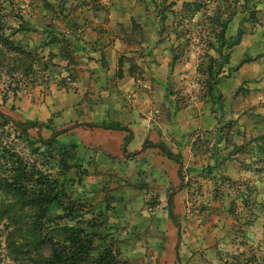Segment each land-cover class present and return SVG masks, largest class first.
Listing matches in <instances>:
<instances>
[{
	"label": "rangeland",
	"instance_id": "rangeland-1",
	"mask_svg": "<svg viewBox=\"0 0 264 264\" xmlns=\"http://www.w3.org/2000/svg\"><path fill=\"white\" fill-rule=\"evenodd\" d=\"M47 1L54 6L50 13L58 14L61 7H65V10H70L71 17H75L81 7L78 0ZM110 1L112 12L134 16L133 29L138 34L137 40H142L138 52L144 53L142 44L147 42L152 50L151 60L169 63L167 76L175 79L167 82L166 91L174 97L177 110L188 108L192 113L189 125L193 127L195 143L189 162L183 163V177L176 188L160 181L158 172L152 174L150 168L144 167L143 161L140 166L145 171L138 167L139 176L132 175L130 188L134 198L139 192L140 214L153 209L150 212L154 213L152 217L158 215L161 219L162 216L167 228L174 230V243L180 251L177 253L173 246L172 264H264V0L250 1L253 16L246 14L244 0H229L225 6L223 19L228 17L231 7L237 11L227 30V39L233 40L240 31L243 34L239 45L225 51L229 57L227 62L210 44L218 41L220 31V25L208 19L217 5L213 0ZM190 2L202 5L201 11L194 16H190L191 12L184 5ZM32 4L35 5L36 1L14 0L0 8L5 16L4 34L11 36L18 47L37 52L31 57L34 69L25 75L20 61L22 56L5 49L6 55L0 57V110L5 117L21 123H34V129L28 130L34 137L48 139L54 132L69 129L70 132L63 136L67 137L77 128L74 123H65L57 113L58 82L56 84L55 81H60L61 77L52 76L54 73L58 76L59 72L54 68L58 65L54 62L52 66L46 65L41 60L44 52L48 53L47 39L43 37L46 25L53 23L61 29L64 26L56 14L46 13L50 15L44 17L43 8L34 12L36 8ZM22 23L25 27L32 25L35 30L15 33ZM143 29L148 30L147 38L142 35ZM128 37L129 41L130 34ZM132 44L129 41L126 47ZM2 48L0 42V50ZM53 50L57 53V48ZM211 59L217 68L222 65L216 78L214 97L208 93V74L198 72V69H207ZM245 59L249 61L236 71L235 67ZM152 62L158 64V60ZM158 110L160 115L167 113V108ZM8 131L12 134L10 139H6ZM2 132L0 129V135L8 144L16 146L30 160L37 161L38 166L59 170L56 160L48 156L46 159L29 156L28 142L25 137H19L18 131L7 127L5 133ZM63 137L59 140L60 145L64 143ZM55 145L53 147L59 150L58 142ZM146 149L136 152L135 156L143 157ZM75 192V197H78V191ZM169 192L178 196L180 227H175L169 219L166 209ZM157 199L160 202L154 207L151 203ZM160 226L157 222L155 228L143 231L139 237L140 246L148 253L146 263L168 264L166 260L157 258L162 237ZM147 236H150V242ZM44 252L49 254L47 248ZM0 264H18L8 254L2 225ZM135 264H140V261H135Z\"/></svg>",
	"mask_w": 264,
	"mask_h": 264
},
{
	"label": "crops",
	"instance_id": "crops-1",
	"mask_svg": "<svg viewBox=\"0 0 264 264\" xmlns=\"http://www.w3.org/2000/svg\"><path fill=\"white\" fill-rule=\"evenodd\" d=\"M82 1L93 5L91 0H78L81 7L75 17L68 18L73 23L59 35V43L48 46V53L45 51L42 55L48 65L52 66L53 62L58 65L54 68L59 74L54 73L52 78L62 79L55 81L58 82L57 113L67 124H82L63 137L65 144H79L81 156L91 165L78 191L91 200L95 198L92 203L100 207L106 198H112L115 213L109 215L110 223L118 228L116 236L122 243L123 256L131 264L135 261L149 264L140 238L143 231L152 230L157 222L162 233L157 258L172 264L173 246L176 247L174 230L167 228L162 216L161 219L158 215L152 217L153 209L140 214L139 192L134 198L130 179L133 174L139 176L138 167L143 170L140 166L143 161L152 174L158 172L157 178L164 184L173 188L177 185L182 169L175 159L165 155L164 148L157 146H164L176 156H186L182 160L188 163L195 143L194 130L189 125L192 113L188 108L177 110L174 97L166 91L167 82L175 79L167 76L169 63L154 59L158 60L155 65L147 42L142 44L144 53L138 52L142 40L136 38L134 16L112 12L110 0H97L96 8L102 7L104 11L84 6ZM129 34L133 44L128 48ZM142 35L147 38L148 30L143 29ZM43 37L47 39V35ZM64 45L70 57L64 56ZM53 48H57V53L51 51ZM52 54L56 58L51 61ZM163 108H167V113L160 115L158 109ZM146 143L153 146L148 148ZM144 148H147L144 156L136 157V152ZM177 197L173 205L175 216L180 211Z\"/></svg>",
	"mask_w": 264,
	"mask_h": 264
},
{
	"label": "trees",
	"instance_id": "trees-1",
	"mask_svg": "<svg viewBox=\"0 0 264 264\" xmlns=\"http://www.w3.org/2000/svg\"><path fill=\"white\" fill-rule=\"evenodd\" d=\"M11 1L14 2V0H0V8L4 7L2 4L5 3L6 6L8 3H12ZM35 1L36 4H32V7L36 8L34 12L43 8L45 13L43 12L42 16L54 14V12L50 13L54 6L47 0ZM213 1L217 5L212 15L208 16V19L213 24L220 25V31L218 32V41L210 44L219 53L220 57L227 62L229 57L225 54V51L239 45L243 39V34L240 31L233 40L227 39V30L237 11H233L234 7H231L228 17L223 19V10L226 9L225 6H228L229 0ZM250 1L244 0L243 6L246 8V14L253 16ZM91 2L93 5L87 4L86 1H82V4L96 8L97 0H91ZM65 4L64 2V6ZM184 5L191 12L190 16L198 14L202 8L199 2H190ZM64 10L65 7H61V11L55 14L61 25L66 28L74 20L72 18L68 20L70 10ZM96 10L104 11L105 9L99 7ZM4 22L5 16L0 11V42L3 46L0 50V57L6 55L5 49H9V52L14 50L19 53L22 56V59H20L22 62L21 67L25 75H29L28 73L35 66L31 57L36 51L32 53V51L18 47L11 36L4 34ZM31 26L25 27L22 23L15 33L27 31L28 29L35 30ZM59 27V25L53 23L46 25L44 32L47 39L51 38L46 45H57L59 43V35L64 30V28ZM62 52L65 57L71 56L65 45ZM50 56L51 61L56 58L54 54ZM41 60L44 61V57ZM211 60L207 69H198V72L200 71L203 75L208 74L206 81L208 93L214 97L217 85L216 78L222 65L218 69L216 62L213 59ZM248 61L249 59L242 60L235 67V70L240 69ZM46 65L45 67H47ZM62 82L65 83L64 80ZM66 83H68L67 80ZM13 122L18 125H14ZM29 125L36 126L32 122L21 123L12 117H5L0 110V129H2V133H5L7 127L18 131L19 137H25L28 142L29 156H42L44 159L48 156V158L56 160L59 170L55 171L51 167L52 165L50 166L52 170H48V167L45 168V166H38L37 161H32L22 155L16 146L13 147L8 144L3 135H0V225L4 227L9 256L18 264H131L123 256L122 243L116 236L119 232L118 228L111 226L110 223L109 215H112V212L115 213L114 207H112V198H106L103 201V207H100L99 204L92 203L95 198L91 200L78 191L84 176L89 174L91 165L85 162L83 156H81L82 151L79 144H59V140L68 134L70 130L65 129L54 132L51 137L45 139L42 136L34 137L30 131H26L21 127ZM107 128L112 127L107 126ZM7 134L6 139H10L12 134L10 131ZM58 134L60 135L55 138ZM56 142H58L57 148L59 147V150L53 147ZM146 144L153 146L149 143ZM42 148H44L43 151H41ZM165 155L175 159L181 171L183 168L181 156H176L171 151H169V154L165 151ZM45 163L50 164L49 161ZM181 177H183L182 174H180ZM75 190L78 191V197H75ZM176 196L169 192L170 204L166 209L169 212V219L173 215L181 226L179 216L174 214L173 205ZM159 202V199H157L156 202L151 204L155 207ZM46 248L49 250V254L44 252ZM176 251L177 253L180 251L177 245Z\"/></svg>",
	"mask_w": 264,
	"mask_h": 264
},
{
	"label": "water",
	"instance_id": "water-1",
	"mask_svg": "<svg viewBox=\"0 0 264 264\" xmlns=\"http://www.w3.org/2000/svg\"><path fill=\"white\" fill-rule=\"evenodd\" d=\"M1 114L3 115V113L1 112ZM13 124L14 125H18L17 123H15V122H13ZM83 125H90V124H83ZM80 126H82V124H77L76 126H75V128H78V127H80ZM24 130H26V131H28V130H31V129H34V125H29V126H21ZM42 128H40L39 127V130H41ZM162 148H164V150L166 151V153L167 154H169V151L164 147V146H162ZM182 185H183V181H182ZM181 185V186H182ZM169 204H170V199L168 200V206H169ZM170 219H171V221L175 224V227H180V225L178 224V222L175 220V218H174V216L173 215H171L170 216ZM180 257H179V255L177 254V259H179Z\"/></svg>",
	"mask_w": 264,
	"mask_h": 264
}]
</instances>
